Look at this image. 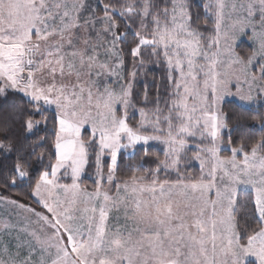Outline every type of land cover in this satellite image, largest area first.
Returning <instances> with one entry per match:
<instances>
[{"label": "snow or ice", "instance_id": "6c2138e0", "mask_svg": "<svg viewBox=\"0 0 264 264\" xmlns=\"http://www.w3.org/2000/svg\"><path fill=\"white\" fill-rule=\"evenodd\" d=\"M244 114L264 133V0H0V264H264Z\"/></svg>", "mask_w": 264, "mask_h": 264}, {"label": "trees", "instance_id": "16d2710c", "mask_svg": "<svg viewBox=\"0 0 264 264\" xmlns=\"http://www.w3.org/2000/svg\"><path fill=\"white\" fill-rule=\"evenodd\" d=\"M195 3L199 4L200 2L198 0H195ZM197 10L202 13V9H197ZM249 49H250V45L246 41L241 42L237 47L238 51H247ZM126 58L129 61L131 60L130 56H127ZM164 77H165V73L163 72V70L161 68H159L155 65H151V66H149L147 76L145 78L138 79V81L136 83L135 91L137 93L143 92L144 85H145V83H147L149 86L148 87L149 101H152V99L154 98L157 86L160 87L161 96L163 97L166 95V84H167V81ZM149 107H151V104H149ZM224 111L229 113L231 116L233 113L239 112L240 110L237 109L235 105L226 103L224 105ZM137 120H138V116H136V115L130 117L131 123H135ZM237 123H240L242 125V127L239 131L235 130ZM254 123H255V120L250 118L248 116V114H244L243 118H240V119H230L229 120V127L234 129L232 132L233 141H235L236 143H239L238 137H241V136H244V137L250 136L252 138L258 139L261 135H264V133H262L258 128L247 127L248 125H252ZM21 138L23 139V134H22ZM29 142H32L31 139H29ZM162 149H163V147L160 145H153V147H152V151L159 154L161 156V158H163ZM37 152L38 153L44 152L45 153V159L41 163V162H36L35 157H33V167L37 168V169H42L43 166L48 163L47 149H46V147L45 148H38ZM138 152H139V150H138ZM224 154L228 155L230 153H224ZM4 163L10 165L12 163V161H11V159H8V160L4 161ZM126 163H128V161H125V164ZM143 163H145L146 167H154L152 159H146ZM122 167H123V165H122ZM187 170L189 172H193V173H198V171H199L198 167L194 164H190ZM93 173H94V169L89 168L88 169V175H86L83 178V183L86 184L87 186H89L90 188L92 187V181L94 179V176L92 175ZM9 194L11 196H13V198L19 199L22 203H27V204L31 205L32 207H37V209H39L38 206L35 204V202L32 199H27L24 195L20 194V190H13ZM252 264H255V262L252 261Z\"/></svg>", "mask_w": 264, "mask_h": 264}, {"label": "rangeland", "instance_id": "374dc122", "mask_svg": "<svg viewBox=\"0 0 264 264\" xmlns=\"http://www.w3.org/2000/svg\"><path fill=\"white\" fill-rule=\"evenodd\" d=\"M199 2H200V0H198ZM243 41H246L249 45H250V42H249V40L247 39V37H241L240 38V40L237 42V47H238V45L241 43V42H243ZM138 116V119L140 118L139 117V113L138 112H133V111H130V117L131 116ZM160 146H162L163 147V145H160ZM226 155V154H225ZM192 164H194V165H196L197 167H198V162H192ZM199 169V168H198ZM37 210H40V209H37ZM254 262V261H253Z\"/></svg>", "mask_w": 264, "mask_h": 264}]
</instances>
